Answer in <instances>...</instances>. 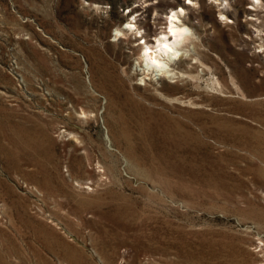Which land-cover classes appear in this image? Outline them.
I'll return each mask as SVG.
<instances>
[{
    "label": "rangeland",
    "instance_id": "1",
    "mask_svg": "<svg viewBox=\"0 0 264 264\" xmlns=\"http://www.w3.org/2000/svg\"><path fill=\"white\" fill-rule=\"evenodd\" d=\"M0 264H264V0H0Z\"/></svg>",
    "mask_w": 264,
    "mask_h": 264
},
{
    "label": "bare ground",
    "instance_id": "2",
    "mask_svg": "<svg viewBox=\"0 0 264 264\" xmlns=\"http://www.w3.org/2000/svg\"><path fill=\"white\" fill-rule=\"evenodd\" d=\"M180 13H184L183 8H180L179 11L171 10L165 18V31L155 34L152 43L145 41L142 47L141 56L145 63V69L156 71L160 76H173L169 63L184 56L185 50L182 46L192 36L190 30L180 20ZM131 26L129 27L131 28Z\"/></svg>",
    "mask_w": 264,
    "mask_h": 264
},
{
    "label": "clouds",
    "instance_id": "3",
    "mask_svg": "<svg viewBox=\"0 0 264 264\" xmlns=\"http://www.w3.org/2000/svg\"><path fill=\"white\" fill-rule=\"evenodd\" d=\"M117 35H119V33H117Z\"/></svg>",
    "mask_w": 264,
    "mask_h": 264
}]
</instances>
